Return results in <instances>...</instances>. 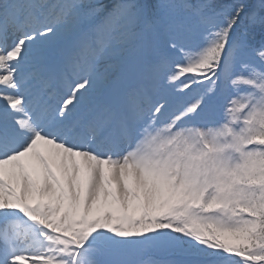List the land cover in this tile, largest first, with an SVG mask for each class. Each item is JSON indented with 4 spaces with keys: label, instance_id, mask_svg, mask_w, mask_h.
<instances>
[{
    "label": "snow or ice",
    "instance_id": "obj_1",
    "mask_svg": "<svg viewBox=\"0 0 264 264\" xmlns=\"http://www.w3.org/2000/svg\"><path fill=\"white\" fill-rule=\"evenodd\" d=\"M0 264H264V0H0Z\"/></svg>",
    "mask_w": 264,
    "mask_h": 264
}]
</instances>
